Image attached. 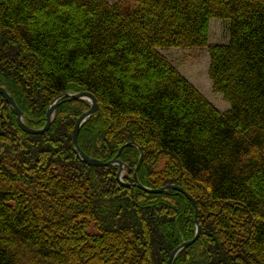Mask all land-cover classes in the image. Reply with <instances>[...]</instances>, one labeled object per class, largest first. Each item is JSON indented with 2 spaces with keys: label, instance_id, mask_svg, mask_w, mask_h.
I'll use <instances>...</instances> for the list:
<instances>
[{
  "label": "trees",
  "instance_id": "1",
  "mask_svg": "<svg viewBox=\"0 0 264 264\" xmlns=\"http://www.w3.org/2000/svg\"><path fill=\"white\" fill-rule=\"evenodd\" d=\"M211 20L227 44L207 47ZM202 48L223 114L159 53ZM0 88L36 130L57 97L95 98L80 150L106 164L135 144L124 184L137 169L196 202L174 264H264V0H0ZM88 110L62 102L31 136L0 96V264H166L193 239L183 195L78 159Z\"/></svg>",
  "mask_w": 264,
  "mask_h": 264
},
{
  "label": "water",
  "instance_id": "2",
  "mask_svg": "<svg viewBox=\"0 0 264 264\" xmlns=\"http://www.w3.org/2000/svg\"><path fill=\"white\" fill-rule=\"evenodd\" d=\"M0 96L2 97L5 104L14 112V114L16 116V122H17L19 129L23 133L31 135V136H41L49 130V128L53 122L55 112L62 102H86L89 106V110L78 118V120L74 124L73 131H72V145H73L74 153L76 154L78 159L82 163H84L85 165L92 167V168H109V167L117 168L116 180H117L118 184L121 185L125 189L133 190L136 188V189H138V190H140L146 194H149V195H161V194H165L168 192H176L178 194L183 195L189 201V203L192 205V207L194 208V211H195V220H194L195 234H194V237L191 241L185 242V243L181 244L178 248L173 250L170 253V255L168 256L166 264H174L176 258L182 252H184L186 249H188L189 247H191L193 244H195L197 242V240L199 239L200 234H201V228H200V226L197 222V219H196V212H197L196 202L193 200L192 197H190L182 189L175 187V186H165V187L157 189V190H151V189H147V188L142 187L140 185V183L138 182V179H137V169L142 162V151L137 145L132 144V143L124 145L118 151L116 157L112 161H110L106 164H103L100 161H97V160H94V159L87 157L80 150V148L78 146V142H77L78 134H79L81 128L83 127V125L92 116L96 115L99 112V107L97 105V102L91 94L81 93V94H73V95H62V96L57 97L55 100L52 101V103L49 105V107L47 109L46 117H45V125L41 129H38V130L29 128L25 125L24 114L17 108L12 97L2 88H0ZM123 148H134L138 151L139 156H140L137 169L133 173V184H130V185H126L122 182V179L130 173L129 168L118 160V157H119L121 150Z\"/></svg>",
  "mask_w": 264,
  "mask_h": 264
},
{
  "label": "rangeland",
  "instance_id": "3",
  "mask_svg": "<svg viewBox=\"0 0 264 264\" xmlns=\"http://www.w3.org/2000/svg\"><path fill=\"white\" fill-rule=\"evenodd\" d=\"M110 5L128 2L135 6L136 0H105ZM227 24L211 20L209 22V36L207 47L227 44ZM169 64L221 114L229 110V106L222 97L215 94L208 78L209 58L207 48L191 50H159Z\"/></svg>",
  "mask_w": 264,
  "mask_h": 264
}]
</instances>
